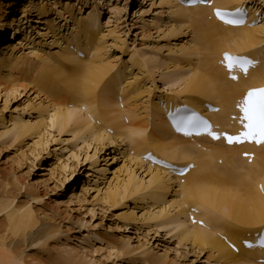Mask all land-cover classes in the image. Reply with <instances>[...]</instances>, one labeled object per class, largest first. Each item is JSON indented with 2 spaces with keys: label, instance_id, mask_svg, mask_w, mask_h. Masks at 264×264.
I'll return each instance as SVG.
<instances>
[{
  "label": "rangeland",
  "instance_id": "obj_1",
  "mask_svg": "<svg viewBox=\"0 0 264 264\" xmlns=\"http://www.w3.org/2000/svg\"><path fill=\"white\" fill-rule=\"evenodd\" d=\"M25 1L0 0V3L2 9L12 11ZM246 1L252 4L253 21L256 25H263L264 1ZM93 3L96 9L92 16L98 23L95 26L87 21L95 47L89 61H95L94 65L108 64L113 70L111 74H117L116 79L126 98L118 101V108L133 111L139 125L143 120L150 123L151 117L145 115L149 112L147 101L150 105L160 101L163 108L161 100L175 95L176 88L169 86L168 81L190 65L179 49L193 45L189 26L177 23L168 6H159V0H44L48 17H57L55 29L47 30L44 20L37 24L31 21L27 25L31 39L20 44L19 41H23L20 35L18 42L8 46V53L19 43L14 48V55L23 52L26 55L34 45L38 54L49 56L48 60L70 73V66L55 53L60 47L70 46L72 38L68 34L73 24L93 10ZM66 7H69V13L64 9ZM55 9L60 15H56ZM255 13L259 14L260 21ZM179 27L183 28L181 33L169 35L171 28L178 30ZM10 37L11 34L6 41ZM53 40L59 41L58 46L52 47ZM0 49L3 50L0 54L7 52L3 46ZM203 53L191 56L195 68L199 66L198 61L204 59ZM78 57L82 59L84 56ZM2 63H11L12 67L0 70V79L15 85H27V90L9 98L0 93V134L11 128L10 124L15 121L36 123L37 128L16 141L10 135H0V252L4 260L0 264L5 260L10 264H226L219 263L208 250L200 251L190 242L180 241L169 225L173 212L167 207L176 198L177 180L169 181L166 189L161 190L159 198L164 203L152 199L148 191L127 197L118 205L99 202L97 190L105 189L114 173L122 170L119 177L127 179L130 170L136 169L135 182L142 180V185L146 186L145 169L128 163L126 159L134 158L133 152L128 153L124 142H116L113 133L104 128L101 132L109 134L112 143L110 140L94 142L86 134L75 135L70 128L59 133L50 127L49 116L43 111H49L50 102L57 101V96L54 98L50 92L51 98L46 97L49 95L46 91L33 86L31 77L26 78L30 75H27L28 67L22 60L12 57ZM34 90L41 93V99H34ZM40 101L42 109L38 106ZM123 101L130 104H123ZM76 111L86 112L85 109ZM120 120L125 126L131 123L127 117ZM90 124L99 130L98 122L91 121ZM151 129L150 124L146 133ZM123 166L129 175L123 171ZM20 208L31 209L37 225L13 236L7 231L6 220ZM158 209L167 213L162 224L139 217ZM131 212L135 215L133 221L118 217ZM104 233L108 242L98 238ZM109 243L115 248H108ZM114 249L120 253L116 254Z\"/></svg>",
  "mask_w": 264,
  "mask_h": 264
},
{
  "label": "bare ground",
  "instance_id": "obj_2",
  "mask_svg": "<svg viewBox=\"0 0 264 264\" xmlns=\"http://www.w3.org/2000/svg\"><path fill=\"white\" fill-rule=\"evenodd\" d=\"M159 1V6L166 5L169 7V12L177 23L182 22L189 26L193 45L179 49L183 52V56L189 60L190 65H186V69H188L182 71V74L180 73L168 81L169 86L176 88L175 95L166 96L161 100L164 102L163 108L159 104L160 101L151 103V105L150 101H147L146 107H149V112L145 115L151 117L150 123L142 119L143 124L139 125L135 115L132 114L133 111L118 108V101L125 97H123V90L116 79L117 74L115 76L111 74L113 70L108 64L94 65L93 62L95 63V61H89L90 53L95 47L87 23L95 26L98 23L97 18L93 19L92 16L96 9L95 3H93L92 11L73 24L74 26L68 34L72 38L70 46L68 45V48L65 49L60 47L55 53L70 66V73L48 60L49 56L38 54L33 49L34 45L26 55L23 51V53L16 55L13 53L17 45L22 44L26 39L27 41L31 39L27 30V25L31 21H35L37 24L44 20L43 23H45L47 30L55 29L57 17H48L49 10L45 6L47 4H43L44 0L41 2L26 0L19 6L20 8H13L12 11L2 9L0 3V44L5 42L2 46L3 49H7L6 53L0 54V70L4 71L12 67L11 63L5 65L2 62L12 57L20 59L27 64V75L30 76L26 75V78L31 77L33 86L40 91H46L49 94H46V97L50 96L51 98L50 92L54 98L57 96L58 102H50L49 111L45 109L43 113L48 114L49 119L47 120L50 127L56 128L59 133L70 128L75 135L86 134L97 143L105 140H110L112 143L113 137L116 142H124L128 148V153L129 151L133 152L134 158L128 157L126 161L145 169V177L148 178L145 181L146 186L142 185V180L138 179L139 181L135 182L136 175L134 172L136 169L130 170L129 175L128 169L123 166V171L129 177L127 179L120 178L122 170L114 173L112 180L104 186L105 189L97 190L99 202L107 205H118L127 197H134L141 191H148L147 193L152 199L164 203L159 198L161 190L166 189V184L169 181L177 180L179 185L174 194L176 198L170 201L167 208L173 212L169 225H172L180 241L190 242L200 251L208 250L219 263L264 264V252L248 251L243 249L240 244L243 239L249 238L253 232L264 229V148L248 149L249 152L253 151L254 153V158L248 164V159L242 161L240 157V153L245 147L227 148L220 142L211 144L206 139H201L199 141L201 145H197V142H191L173 135L164 118L168 111L172 112L175 107L180 105L184 104L197 109L204 102H208L211 105L221 107L219 113L214 117L218 124L225 125L228 115L233 109V102L241 96L243 89L249 86L264 85V23L263 25H256V22L253 21L255 17L252 14L250 28H226L210 16L213 7L197 5L195 8H187L179 5L178 0ZM214 1H216L214 6L230 10L240 8L246 0ZM67 8L69 7L64 8L66 12H68ZM53 11L56 15H60V11L58 12L56 9ZM33 14L34 16L31 18ZM207 16L211 17L210 21L207 20ZM185 25L182 26L185 27ZM182 29V27H179L178 30L171 28L169 35L174 36L173 33H181ZM9 30L14 33L12 37L15 41H13L14 44L18 42L20 35L23 36V41H19L20 44L10 48L12 50L10 53H8L10 46L7 45L9 43L5 40L10 33H8ZM58 42L53 40L52 47L58 46ZM54 43H56L55 46ZM0 51L3 50L0 49ZM223 52L234 55H249L250 58L257 60V65L248 71L244 79L236 83L230 82L227 80L224 70L218 65ZM198 53H203L204 59L198 61L199 66L195 68L196 65H193L190 59L192 55L197 56ZM80 55L84 57L80 59L78 57ZM140 63H142L141 60ZM26 90L27 85H15L0 79V93H5L6 98L14 97L20 91ZM34 93L35 100L41 99V93H37L35 90ZM41 102L38 106L42 109ZM124 102L128 103V101L122 103L124 104ZM78 109L80 111L85 109L86 112H82V114L76 111ZM146 111L148 110L146 109ZM124 117L131 121L128 126H125L124 122L122 123L120 120ZM91 121L100 124L99 130H95L91 126ZM150 124L151 132L146 133ZM36 125V123L31 124V122L15 121L10 124L11 128L0 135H10L16 141L18 138L29 135L32 130L34 132L37 128ZM102 128L112 132L113 136L110 137L109 134L101 132L104 131ZM140 132L141 136L138 135ZM146 153L167 162H173L177 166H184L186 163L192 162L193 168L181 179H175L170 174L168 175L165 169L151 165L147 160H144ZM218 159L222 161L221 166L214 165ZM229 167L231 168L229 169ZM165 178H167L166 181H164ZM138 182H140L139 185ZM192 208L197 211V214H194L196 223H192L188 217ZM118 217L127 222L135 220L133 212L123 213ZM139 217L143 220L162 224L167 213L163 209H158L153 213L145 212ZM34 219L31 209H17L6 220L7 231L13 236L24 233L37 225V220ZM198 220H201L203 224L199 225ZM222 236H225L237 250L229 249ZM98 238L108 242L105 233L102 236L99 235ZM108 248L112 249L115 246L109 243ZM96 252L98 251H94V253ZM115 253L119 254L120 251L117 250ZM258 259H262V262H258ZM1 261H4L3 255L0 256ZM4 263L10 264L6 260L1 264Z\"/></svg>",
  "mask_w": 264,
  "mask_h": 264
}]
</instances>
